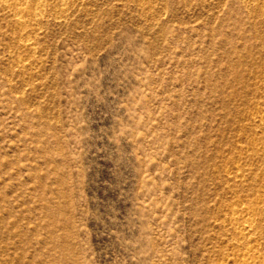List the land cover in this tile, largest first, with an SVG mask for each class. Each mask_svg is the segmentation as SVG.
Wrapping results in <instances>:
<instances>
[{
    "label": "rangeland",
    "instance_id": "374dc122",
    "mask_svg": "<svg viewBox=\"0 0 264 264\" xmlns=\"http://www.w3.org/2000/svg\"><path fill=\"white\" fill-rule=\"evenodd\" d=\"M0 264H264V0H0Z\"/></svg>",
    "mask_w": 264,
    "mask_h": 264
},
{
    "label": "bare ground",
    "instance_id": "6f19581e",
    "mask_svg": "<svg viewBox=\"0 0 264 264\" xmlns=\"http://www.w3.org/2000/svg\"><path fill=\"white\" fill-rule=\"evenodd\" d=\"M244 230H248V231H252L254 228H255V225H254V222L252 219H248L247 221H245V224H244ZM248 254H251L252 253V250L249 249L247 251Z\"/></svg>",
    "mask_w": 264,
    "mask_h": 264
}]
</instances>
